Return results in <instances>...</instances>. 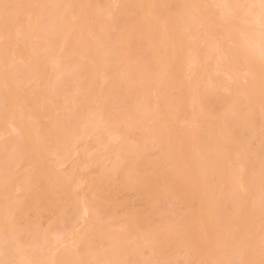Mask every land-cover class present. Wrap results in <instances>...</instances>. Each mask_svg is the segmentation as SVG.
Segmentation results:
<instances>
[{
  "label": "rangeland",
  "instance_id": "374dc122",
  "mask_svg": "<svg viewBox=\"0 0 264 264\" xmlns=\"http://www.w3.org/2000/svg\"><path fill=\"white\" fill-rule=\"evenodd\" d=\"M263 5L0 0V264H264Z\"/></svg>",
  "mask_w": 264,
  "mask_h": 264
},
{
  "label": "bare ground",
  "instance_id": "6f19581e",
  "mask_svg": "<svg viewBox=\"0 0 264 264\" xmlns=\"http://www.w3.org/2000/svg\"><path fill=\"white\" fill-rule=\"evenodd\" d=\"M260 1H261V0H260ZM261 3L263 4V2H261ZM261 3H260V4H261ZM262 4H261V5H262ZM259 6H260V5H259ZM260 7H261V9H262V6H260ZM263 7H264V5H263ZM8 20H9V19H7V21H8ZM263 20H264V19H263ZM263 20H262V21H263ZM262 21H261V23H262ZM11 24H13V23L11 22ZM259 24H260V23H259ZM7 25H8V24H7ZM9 25H10V23H9ZM57 29H58V28H57ZM57 29L55 28V30H57ZM2 30H3V29H2ZM7 30L10 31L9 29H7ZM55 30H54V31H55ZM57 31H58V30H57ZM57 31L54 32L55 35L52 33V36H56V35H58V34H56ZM1 32H2V31H0V33H1ZM11 32H12V31H11ZM4 33H5V32H4ZM57 33H58V32H57ZM7 34H8V33H7ZM9 34H10V33H9ZM70 34H71V33H70ZM0 35H3V34L1 33ZM27 35H28V37H30L31 34H28V33H27ZM67 35H68V34H67ZM4 36H6V35H4ZM2 37H3V36H2ZM6 37H7V36H6ZM26 37H27V36H26ZM70 37H72V36L69 35V37H67V39L70 38ZM65 38H66V37H65ZM70 43H71V40H70V42L68 43V45L71 47V44H70ZM72 44H74V42H73ZM91 53H92V52H91ZM91 53H90V56L92 57ZM94 56H95V53H94V55H93V58H94ZM195 58H197V57L195 56ZM193 60H194V61H193L194 64L196 65V63H197L196 60H198V59H194V58H193ZM94 61H95V58H94ZM195 62H196V63H195ZM195 65H194V66H195ZM6 86H7V85H6ZM40 91H41L42 93L44 92L43 89L40 90ZM45 92H46V91H45ZM37 93H39V92H37ZM46 93H47V92H46ZM49 93H50V92H49ZM33 94L41 96V95H43L44 93L41 94V95H40V93H39V94L33 93ZM46 95L49 96L50 94H49V95L46 94ZM46 95L44 94V97H45V98H46ZM51 95H52V94H51ZM39 96H37V97H39ZM41 97H42V96H41ZM41 97H39V98H41ZM34 98H36V96H35ZM42 98H43V97H42ZM0 102H1V101H0ZM2 104H3V103H2ZM0 105H1V103H0ZM143 105H144V104H143ZM136 106H137L138 108L141 107V108H142L141 110H143V108H145V106L143 107L142 105H140V106H139V105H136ZM145 109H146V108H145ZM129 110H130V109H129ZM131 110H134V109L132 108ZM1 111H2V109H1ZM144 111H145V110H144ZM132 112H133V111H132ZM138 112H139L138 114L142 113V111H141V112L138 111ZM1 113H2V112H1ZM1 113H0V114H1ZM3 114H4V113H3ZM3 114H2V115H3ZM30 115H31V113H30ZM134 115H135V114H134ZM31 116H35L34 113H33V115H31ZM138 116H139V115H138ZM0 117H2V116L0 115ZM31 118H33V117H31ZM37 120H38V119H37ZM37 120H36V122H38ZM12 126H14V125H12ZM69 127H70V126H69ZM16 128H17V126L15 125L13 129L15 130ZM18 129H19V128H17V130H18ZM19 146H20V145H19ZM20 147H21V146H20ZM18 149H19V148H18ZM18 149H17V150H18ZM20 149H21V148H20ZM20 149H19V150H20ZM22 149H23V148H22ZM24 151H25V150H24ZM128 152H130V151H128ZM54 153H55V152H54ZM122 153H124V152H122ZM241 153H242V152H241ZM52 154H53V153H52ZM244 154H245V153H244ZM55 155H57V154H55ZM242 156H243V154H242ZM53 157H54V156H53ZM241 158H242V157H241ZM239 160H240V158H239ZM148 191H149V190H148ZM86 209H87V208H86ZM87 210H88V209H87ZM181 237H182V236H181ZM183 239H184V238H181L180 240H183ZM70 240H71V239H70ZM76 240H77V239H76ZM63 241H64V239H63ZM72 242L74 243V242H76V241H71V243H72ZM79 242H80V241H79ZM75 244H76V243H75ZM75 244H73V245H75ZM17 246H18V245H16L15 248L21 247V246H18V247H17ZM73 247H75V246H73ZM21 249H22V248H21ZM17 250L19 251L20 249H17ZM28 250H29V249L26 248L25 251H28ZM20 251H22V253L24 252L23 249L20 250ZM31 251H32V250L28 251L29 253L27 252V254H26V257H27L28 259H29V256H32V255H28V254H31V253H32ZM16 252H17V251H16ZM30 252H31V253H30ZM19 253L21 254V252H19ZM32 254H33V253H32ZM27 255H28V256H27ZM23 259H24V257H23ZM25 259H26V258H25ZM28 261H29V260H28ZM23 263H24V262H23ZM26 263H27V262H26ZM28 263H29V262H28Z\"/></svg>",
  "mask_w": 264,
  "mask_h": 264
}]
</instances>
